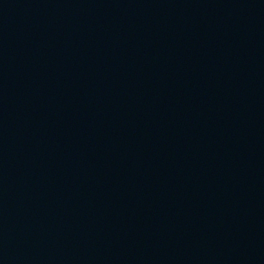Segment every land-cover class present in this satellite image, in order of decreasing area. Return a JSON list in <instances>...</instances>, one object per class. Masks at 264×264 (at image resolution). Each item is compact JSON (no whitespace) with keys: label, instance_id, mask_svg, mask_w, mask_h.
<instances>
[{"label":"water","instance_id":"1","mask_svg":"<svg viewBox=\"0 0 264 264\" xmlns=\"http://www.w3.org/2000/svg\"><path fill=\"white\" fill-rule=\"evenodd\" d=\"M0 264H264V0H0Z\"/></svg>","mask_w":264,"mask_h":264}]
</instances>
